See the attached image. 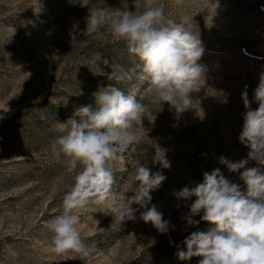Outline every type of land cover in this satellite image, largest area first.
<instances>
[{
	"label": "rangeland",
	"instance_id": "rangeland-1",
	"mask_svg": "<svg viewBox=\"0 0 264 264\" xmlns=\"http://www.w3.org/2000/svg\"><path fill=\"white\" fill-rule=\"evenodd\" d=\"M96 3L0 0V264H197L200 257L184 261L176 253L185 250L182 241L191 232H206L212 225L200 221L186 228L183 217L195 197L178 201L173 192L195 186L204 172L216 168L245 187L219 157L237 161L250 150L238 140L246 111L241 93L246 89L251 107L258 106L253 92L264 71V0H218L214 12L210 0H126L128 11L160 6L173 19H192V31L204 48L199 62L207 71L200 90L191 93L196 110L179 117L167 102H153L152 87L139 79V70L129 72V80L108 78L111 68L103 59L125 70L138 61L123 40L86 31ZM105 3L124 10L121 0ZM109 85L125 93L135 90L145 116L150 121L153 112L156 119L152 124L143 118L142 141L112 162L113 197L79 210L78 228L90 255L54 254L47 224L62 211L64 194L83 165L54 154L51 142L77 107H95L93 94ZM156 145L167 150L169 168L153 163ZM138 163L166 176L150 195L170 222L168 234L143 222L139 212L122 225L111 214L137 190ZM248 166L257 165L250 161Z\"/></svg>",
	"mask_w": 264,
	"mask_h": 264
},
{
	"label": "clouds",
	"instance_id": "clouds-1",
	"mask_svg": "<svg viewBox=\"0 0 264 264\" xmlns=\"http://www.w3.org/2000/svg\"><path fill=\"white\" fill-rule=\"evenodd\" d=\"M69 2L76 4L79 0ZM121 4L124 10L106 5L105 0H97L86 20L89 34L111 35L123 40L138 61L134 68L125 70L103 59L102 63L111 68L108 78L129 80V72L139 70V79L146 80L152 87L154 103L167 102L177 117L190 108L196 110L191 93L200 90L199 81L205 80L207 68L199 62L204 48L198 33L192 31V19L187 15L173 19L160 6L137 12L127 10L126 0H121ZM209 7H213L214 12L218 0H210ZM93 95L95 107L92 104L77 107L63 122L62 134L51 142L54 154L71 157L83 165L70 190L64 194L62 211L47 224L52 233L48 247L54 254L90 255L78 228L79 210L113 197L116 176L112 162L123 159L129 146L141 142L145 135L142 123L146 117L145 105L137 98L135 90L125 93L109 85L100 87ZM241 99L246 111L238 140L250 150L246 158L237 161L220 156L219 163L229 172L238 174L245 187L242 190L240 183L233 182L216 168L204 172L202 182L195 186L173 192L178 201L195 197L183 217L186 228L200 221L212 225L206 232H191L182 241L185 250L178 248L176 253L180 260L196 256L201 258L197 264H264V71L260 72L253 92V101L258 106L251 107L246 89ZM148 116L151 117L150 121L146 117L148 121L154 124L156 115L149 112ZM166 151L156 145L153 156V163L164 169L170 167ZM250 161H255L257 166L249 167ZM135 171L137 190L110 213L122 225L135 220L139 212L143 222L150 223L160 234H168L170 222L151 204L150 195L166 176L141 163ZM197 216L199 220L195 219Z\"/></svg>",
	"mask_w": 264,
	"mask_h": 264
}]
</instances>
